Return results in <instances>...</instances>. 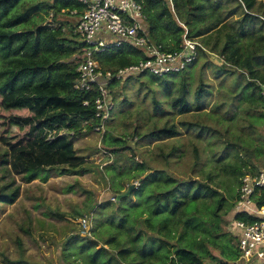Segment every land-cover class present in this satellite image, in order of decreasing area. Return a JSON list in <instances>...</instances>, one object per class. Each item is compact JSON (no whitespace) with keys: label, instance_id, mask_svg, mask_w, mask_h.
<instances>
[{"label":"trees","instance_id":"16d2710c","mask_svg":"<svg viewBox=\"0 0 264 264\" xmlns=\"http://www.w3.org/2000/svg\"><path fill=\"white\" fill-rule=\"evenodd\" d=\"M136 1L142 7L152 41L172 51L178 49L184 34L198 39V52L206 56L216 54L215 57L225 65L222 70L217 69V76L227 72L228 67L244 70L247 84L253 85L262 100L259 86L264 83V21H257V15L261 14L254 11L256 0ZM235 1L238 5L233 4ZM83 8L78 0H0V142L6 149L0 154V166L7 165L9 172L15 174H27L29 180L46 171L77 172L86 160L75 155L72 137L83 134L84 129L93 130L99 122L93 104L95 90L78 91L73 87L85 44L72 32L74 21L64 15L72 16L71 11L80 13ZM50 13L51 21L44 23ZM94 56L103 71H115L145 58L144 52L127 43ZM178 74L165 75L168 79L150 76L171 93L175 84L172 78ZM141 75L144 73L135 76ZM131 77L125 79L129 81ZM116 82L109 87L110 102L113 100L111 86ZM177 91L176 95H171L169 105L178 115L201 110L203 98L210 93L208 84L202 79L194 91L193 102L188 99L184 79ZM152 100L155 110H161L159 101L155 97ZM181 124L193 127L197 122ZM60 130H65L64 134L59 135ZM180 134V125L171 117L143 135L137 129L134 132L136 137L157 143ZM105 139L104 136L103 142ZM121 140L110 136L108 142L111 145ZM245 148L247 156L252 152L254 156V148ZM177 150L178 147L173 145L168 153L160 152L159 156L169 158ZM119 151L110 148L115 156L112 162L120 158ZM193 152L198 161V149L195 147ZM241 164L245 173L256 174L260 170L250 160H242ZM156 172L159 171H151V174ZM244 174L239 175V183ZM169 181L171 184L167 188L148 196L147 206H140L133 214L125 210L113 234L106 238L99 234L103 225L100 221L94 233L101 238L95 236L91 238L94 240H88L87 234L79 232L78 236L87 241L77 247V253L90 261H103L102 264H108L113 258L120 264H208L207 258L217 262L215 264H230L238 260L240 251L236 235L220 230L218 219L222 200L217 195L219 191H209L205 183L197 179L172 177ZM8 186L11 183L0 188V202L4 204L13 203L18 196L17 187L4 192ZM134 187L127 195L137 194ZM121 190L112 191L111 198H115L117 205L124 197H117L124 193ZM208 198L211 202L207 204ZM235 218L254 220L245 214H237ZM207 219L212 238H206V243L218 250L219 258L212 255L205 243L199 245L185 237L190 229L206 234V227L199 229L195 224L205 223ZM89 222L91 229V219ZM221 239L226 240L224 245ZM107 251L113 255H108ZM60 255L67 260L65 245L61 246ZM68 264H80V259L72 257Z\"/></svg>","mask_w":264,"mask_h":264},{"label":"rangeland","instance_id":"374dc122","mask_svg":"<svg viewBox=\"0 0 264 264\" xmlns=\"http://www.w3.org/2000/svg\"><path fill=\"white\" fill-rule=\"evenodd\" d=\"M233 4L238 5L237 1ZM254 11L262 15H257L258 23L264 21V0H256ZM64 16L74 21L73 16ZM49 22L47 15L44 23ZM215 55L206 56L199 51L195 62L172 78L175 84L171 93L159 81L152 80L151 74L133 75L129 81L122 79L112 85V109L105 134L84 129L83 134L72 137L75 155L86 160L77 172L46 171L29 180L27 174H15L9 172L7 165L0 166V188L10 183L4 192L18 188L13 203L0 202V264H68L72 257H78L80 264H102L103 261H90L77 253V247L87 241L78 236L81 219H91L88 240H94L91 238L95 236L106 238L113 234L125 210L133 214L140 206H147L148 196L167 188L172 177L197 179L204 182L209 191L217 189L222 200L220 230L234 235L232 206L239 191V175L245 173L241 162L250 160L260 170L264 169V102L253 85L247 84L244 70L226 67L228 71L217 76V69L222 70L225 65ZM168 78L163 76V79ZM183 79L190 102L201 79L208 84L210 93L203 98L201 110L178 115L171 110L169 100L178 93ZM153 97L159 101L161 110H155ZM216 105L220 107L215 108ZM170 117L180 125L181 134L176 138L157 143L134 136L136 129L143 135ZM184 121L197 124L188 127L181 124ZM64 132L60 130L58 134ZM110 136L122 140L110 145ZM173 145L178 147L173 156H159L160 152L168 153ZM111 147L120 149V158L102 167L107 157L99 148L111 153ZM195 147L198 161L194 158ZM245 147L254 148V156L253 152L247 156ZM3 152L6 149L0 142V154ZM111 154L114 161L115 156ZM151 171L159 172L151 174ZM128 183L135 184L136 195L125 194L129 191ZM120 188L124 197H119L121 203L117 205L111 195ZM131 198L133 203H130ZM210 202L208 198L206 203ZM98 221L103 222L99 228L101 237L94 233ZM204 222L195 226L206 227V234L190 229L185 237L199 245L205 243L212 255L219 258L218 250L206 243L212 238V230L209 219ZM221 242L224 245L226 240L221 239ZM63 245L67 260L60 255ZM105 247L110 249L108 245ZM206 260L208 264L217 263L210 258ZM108 261V264H120L116 258Z\"/></svg>","mask_w":264,"mask_h":264},{"label":"built area","instance_id":"2783aa9c","mask_svg":"<svg viewBox=\"0 0 264 264\" xmlns=\"http://www.w3.org/2000/svg\"><path fill=\"white\" fill-rule=\"evenodd\" d=\"M78 1L84 8L80 13L75 10L70 12L74 17L72 32L85 44V49L76 68L78 77L73 87L78 91L95 90L93 104L99 122L92 131L100 132L103 136L112 109L109 87L114 81L141 73L157 77L181 73L196 60L198 43L184 34L178 49H163L161 44L150 39L142 7L136 0ZM48 16L51 21L52 13ZM123 43L142 49L145 58L115 71L101 70L94 54L120 47ZM259 87L264 102V83ZM99 149L107 157L103 167L113 158L111 153ZM237 214L254 217V220L236 219ZM80 225V233L89 234V218H82ZM231 227L240 251L239 259L231 264H264V169L256 174L245 173L240 178L237 199L232 208Z\"/></svg>","mask_w":264,"mask_h":264},{"label":"water","instance_id":"95a60500","mask_svg":"<svg viewBox=\"0 0 264 264\" xmlns=\"http://www.w3.org/2000/svg\"><path fill=\"white\" fill-rule=\"evenodd\" d=\"M134 185H135V184L130 185V187H129L128 190H130L132 187H134ZM128 193H129V191H127L125 194H128ZM121 196H122V195H118V198L121 197Z\"/></svg>","mask_w":264,"mask_h":264}]
</instances>
